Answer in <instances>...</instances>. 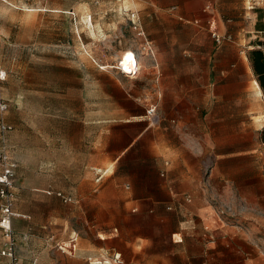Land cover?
<instances>
[{
  "label": "crops",
  "instance_id": "crops-1",
  "mask_svg": "<svg viewBox=\"0 0 264 264\" xmlns=\"http://www.w3.org/2000/svg\"><path fill=\"white\" fill-rule=\"evenodd\" d=\"M155 14L178 17L166 8ZM212 17L216 22L205 6L195 21L209 30ZM263 27L259 21L256 30ZM72 62L43 63L34 95L21 98L18 154L12 142L17 125L5 120L8 108L3 114L13 129L4 140L16 163L13 226L19 264L34 259V264H106L98 260L115 255L123 264H264L257 233L221 214L219 186L203 181L197 128L202 109L179 103L181 112L149 125L146 108L156 104L141 101L139 86L134 97L115 85L118 95L112 97L92 86L89 64ZM57 70L72 75L56 76ZM98 89L100 95L93 97ZM29 110L34 116L28 117ZM37 192L42 197L34 198ZM49 205L59 209L47 210ZM61 207L70 211L67 217ZM3 246L0 221V250ZM0 264L8 258L0 255Z\"/></svg>",
  "mask_w": 264,
  "mask_h": 264
},
{
  "label": "rangeland",
  "instance_id": "rangeland-1",
  "mask_svg": "<svg viewBox=\"0 0 264 264\" xmlns=\"http://www.w3.org/2000/svg\"><path fill=\"white\" fill-rule=\"evenodd\" d=\"M206 5L217 16L221 42L210 27L195 21ZM165 8L178 17L155 14ZM135 13L146 38L135 32ZM259 21L264 23V0H0V100L9 105L5 120L17 125L12 135L17 154L19 103L26 93L34 95L37 71L42 77L46 61L89 64L92 86L112 97L118 95L115 85L134 97L139 86L141 101L157 105L159 124L181 112L179 103L197 104L203 181L219 186L221 214L242 220L264 246V94L254 83L247 55L254 47L264 48L257 44L264 42V31L256 30ZM128 50L141 64L136 79L117 69ZM55 75L72 73L57 70ZM99 95V89L93 91V97ZM60 209L65 217L70 213Z\"/></svg>",
  "mask_w": 264,
  "mask_h": 264
},
{
  "label": "built area",
  "instance_id": "built-area-1",
  "mask_svg": "<svg viewBox=\"0 0 264 264\" xmlns=\"http://www.w3.org/2000/svg\"><path fill=\"white\" fill-rule=\"evenodd\" d=\"M207 9H210V5H206ZM215 19L212 17L209 21L210 31L216 42H221L224 38L217 31L215 26ZM133 27L137 36L146 38L145 31L135 13V20H133ZM146 43H148L146 41ZM118 72L123 75L135 77L138 75L140 70V65L137 58V53L135 52V63H132L128 68L122 64V59H120L117 66ZM4 78V75L3 77ZM8 105L4 100H0V131L2 135V144L0 146V221L2 224L3 236H4V246L0 250V255L8 258V264H19V257L16 253V233L13 226V218L17 215L14 211L13 204L15 199V161L10 157L8 152L7 144L4 140V134L12 128L11 125L7 124L3 118L4 112L7 110ZM157 108L154 104H149L146 108V117L149 125L155 126L160 122V118L157 115ZM57 195L63 198L64 201H70L71 197L63 195L62 192L58 191ZM76 237H72L71 241L74 242ZM36 260L34 259L30 264H34ZM98 262H103L108 264L113 262L115 264H123V260L120 256L115 255L110 258H104L98 260Z\"/></svg>",
  "mask_w": 264,
  "mask_h": 264
},
{
  "label": "trees",
  "instance_id": "trees-1",
  "mask_svg": "<svg viewBox=\"0 0 264 264\" xmlns=\"http://www.w3.org/2000/svg\"><path fill=\"white\" fill-rule=\"evenodd\" d=\"M260 29L264 30V27ZM257 44L264 45V42L258 40ZM247 55L256 80L264 94V48L254 47L248 51ZM261 136L264 141V128L261 130Z\"/></svg>",
  "mask_w": 264,
  "mask_h": 264
},
{
  "label": "bare ground",
  "instance_id": "bare-ground-1",
  "mask_svg": "<svg viewBox=\"0 0 264 264\" xmlns=\"http://www.w3.org/2000/svg\"><path fill=\"white\" fill-rule=\"evenodd\" d=\"M132 63H135V55L133 51L128 50L122 55V64H124L125 67L128 68Z\"/></svg>",
  "mask_w": 264,
  "mask_h": 264
}]
</instances>
